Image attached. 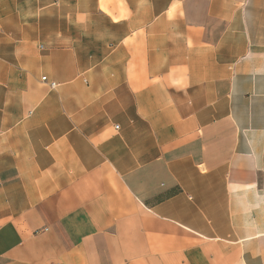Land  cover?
<instances>
[{"label":"crops","instance_id":"obj_1","mask_svg":"<svg viewBox=\"0 0 264 264\" xmlns=\"http://www.w3.org/2000/svg\"><path fill=\"white\" fill-rule=\"evenodd\" d=\"M0 264H264V0H0Z\"/></svg>","mask_w":264,"mask_h":264},{"label":"built area","instance_id":"obj_2","mask_svg":"<svg viewBox=\"0 0 264 264\" xmlns=\"http://www.w3.org/2000/svg\"><path fill=\"white\" fill-rule=\"evenodd\" d=\"M43 80H45V77H42ZM49 85L51 88H54L56 86V84L54 82H49Z\"/></svg>","mask_w":264,"mask_h":264}]
</instances>
